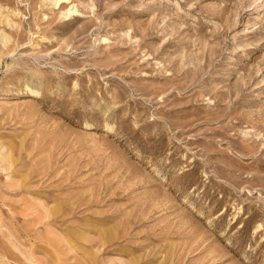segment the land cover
<instances>
[{"label":"rangeland","instance_id":"1","mask_svg":"<svg viewBox=\"0 0 264 264\" xmlns=\"http://www.w3.org/2000/svg\"><path fill=\"white\" fill-rule=\"evenodd\" d=\"M0 264H264V0H0Z\"/></svg>","mask_w":264,"mask_h":264},{"label":"bare ground","instance_id":"2","mask_svg":"<svg viewBox=\"0 0 264 264\" xmlns=\"http://www.w3.org/2000/svg\"><path fill=\"white\" fill-rule=\"evenodd\" d=\"M32 92H34V93H35V91H32Z\"/></svg>","mask_w":264,"mask_h":264}]
</instances>
